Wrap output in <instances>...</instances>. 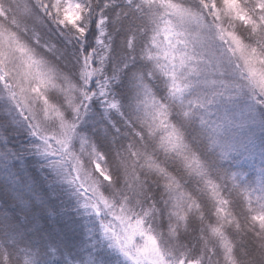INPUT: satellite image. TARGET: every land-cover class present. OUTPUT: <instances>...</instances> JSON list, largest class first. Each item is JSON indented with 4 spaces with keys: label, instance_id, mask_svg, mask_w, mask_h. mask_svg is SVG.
<instances>
[{
    "label": "snow or ice",
    "instance_id": "obj_1",
    "mask_svg": "<svg viewBox=\"0 0 264 264\" xmlns=\"http://www.w3.org/2000/svg\"><path fill=\"white\" fill-rule=\"evenodd\" d=\"M0 171V264H264V0H0Z\"/></svg>",
    "mask_w": 264,
    "mask_h": 264
},
{
    "label": "trees",
    "instance_id": "obj_2",
    "mask_svg": "<svg viewBox=\"0 0 264 264\" xmlns=\"http://www.w3.org/2000/svg\"><path fill=\"white\" fill-rule=\"evenodd\" d=\"M31 139H32V138L29 137V136H27V133H25V134H24V137H23V139H22L21 142H22L25 146H27V147L30 148L31 145H29V144L27 143V141H28V140H31ZM29 159L36 160V161L38 162V164H37V169H36V174H37L38 176H40L41 179H44L45 177L51 179L52 176H55L53 173H52V176H49V173H51L50 170H49V168H43V170H42V171H43V174L41 175V172H40V165H42L44 162H43L42 160H40L39 157L30 156ZM245 166H246L247 168H249L250 170H252V171H256L255 169L253 170V169H251L249 166H247V164H246ZM0 175H2V171H0ZM58 187L63 188V187H62V184H61V185H58Z\"/></svg>",
    "mask_w": 264,
    "mask_h": 264
},
{
    "label": "rangeland",
    "instance_id": "obj_3",
    "mask_svg": "<svg viewBox=\"0 0 264 264\" xmlns=\"http://www.w3.org/2000/svg\"><path fill=\"white\" fill-rule=\"evenodd\" d=\"M242 163V162H241ZM247 166H249L251 169H255L256 171L258 170V166H259V160H257L255 162V165H253L252 163H248ZM50 172H51V169L49 168ZM55 175V173H53ZM62 187L63 189H68V185L67 184H62ZM70 190V189H68Z\"/></svg>",
    "mask_w": 264,
    "mask_h": 264
}]
</instances>
